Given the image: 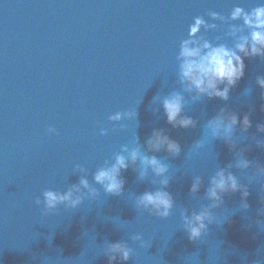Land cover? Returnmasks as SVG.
<instances>
[{
	"label": "water",
	"instance_id": "95a60500",
	"mask_svg": "<svg viewBox=\"0 0 264 264\" xmlns=\"http://www.w3.org/2000/svg\"><path fill=\"white\" fill-rule=\"evenodd\" d=\"M259 0H0V264H108V243L125 241L133 249L127 264H264V230L257 220L264 207V178L249 183L252 169H230L248 187L249 208L241 193L223 197L198 241H190L181 213L207 206L208 179L234 163V153L220 140L204 134V124L221 108L239 117L248 114L252 127L236 129L237 151L253 163L264 164V140L257 124H264L261 89L264 60L245 59V74L230 90L227 102L207 97L193 102L185 95L184 115L196 125L173 129L155 96L181 91L176 54L197 16L217 23L215 32L201 35L215 41L227 26L210 20L215 11L227 17L234 6L246 11ZM222 42L231 45L230 39ZM137 110V120L110 122L116 112ZM54 128L49 134L47 129ZM101 129L107 135L101 136ZM123 129V130H122ZM153 129H165L181 151L170 156L149 153L169 167L166 189L174 207L167 219L137 210L135 198L155 190L149 173L143 182L129 167L122 173L124 192L105 195L92 174L106 160L131 147L139 137L142 150ZM255 137V139H252ZM203 141L202 148L194 142ZM79 165L96 187V200L85 199L77 209L59 206L45 215V190L66 191L77 184ZM203 184L196 196L192 178ZM143 238L145 247L132 240ZM123 264V262H121Z\"/></svg>",
	"mask_w": 264,
	"mask_h": 264
},
{
	"label": "clouds",
	"instance_id": "9594fccd",
	"mask_svg": "<svg viewBox=\"0 0 264 264\" xmlns=\"http://www.w3.org/2000/svg\"><path fill=\"white\" fill-rule=\"evenodd\" d=\"M210 20L219 21L226 25L223 38L215 41L201 35V29L207 32H215L217 23H208L203 17L197 16L188 27L187 38L179 44L176 54L177 81L181 91H173L166 96L153 97L152 103L158 107L156 112L163 110L166 123L173 129L194 128L196 122L184 115L186 107L185 95L187 94L193 102L204 97L208 100L219 99L227 102L229 93L245 74V59L260 58L264 60V0H259L258 6L245 10L243 7L234 6L230 14L225 17L212 11L208 13ZM230 39L231 45L222 42V39ZM256 86L261 89V100L264 101V75H258L255 79ZM264 110V104H262ZM137 110L116 112L108 117L110 122H121L123 120H137ZM240 128L242 133L252 127L248 114L239 117L235 112L221 108L204 124V134L211 140L223 141L230 152L234 153V163L218 169L208 179V187L205 197L207 206L199 211L181 213L183 229L190 241H198L207 233L208 225L220 224L214 216V210L220 209L224 203L223 197L230 193H241V205L247 210L249 205L248 187L239 182L236 175L230 169L235 168L241 172L252 169V177L249 183L258 178H264V164L253 163L241 149L237 151L238 137L236 129ZM258 133L264 134V124H257ZM123 130V129H122ZM49 134H54V128L47 129ZM100 135H107L106 129H101ZM252 139H255L253 137ZM193 146L197 149L204 146L203 141L197 140ZM256 147L264 151V140H257ZM164 151L170 156H177L181 151L179 143L172 139L165 129H153L145 140L142 150L139 137L136 136L131 147L122 146L120 152L115 154L111 160H106L92 174L93 184L99 185L105 195L120 196L124 192L125 179L122 173L128 171L129 167L138 173V180L143 182L149 173L154 177L151 181L155 190H147L135 198L137 210L147 212L161 219H167L174 207L171 193L166 191L170 184L169 167L166 163L149 153ZM74 174H79L77 184H73L66 191L45 190L42 200H35L36 206H43L45 215L54 213L59 206L65 209H77L85 199L96 200L99 191L92 186L88 180V172L77 165ZM203 179L200 176L192 178L189 192L192 196L200 191ZM264 192V185L260 186ZM264 205V199L261 198ZM264 216V207L258 213ZM257 224L264 230V221L257 220ZM132 240L145 247L142 236L135 235ZM108 264H127L133 256V249L125 241L108 243L103 252Z\"/></svg>",
	"mask_w": 264,
	"mask_h": 264
}]
</instances>
